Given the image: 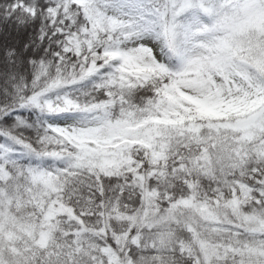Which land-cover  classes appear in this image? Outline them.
Wrapping results in <instances>:
<instances>
[{"label":"snow or ice","instance_id":"1","mask_svg":"<svg viewBox=\"0 0 264 264\" xmlns=\"http://www.w3.org/2000/svg\"><path fill=\"white\" fill-rule=\"evenodd\" d=\"M0 264H264V0H0Z\"/></svg>","mask_w":264,"mask_h":264}]
</instances>
